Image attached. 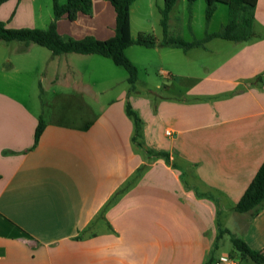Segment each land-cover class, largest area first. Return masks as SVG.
<instances>
[{
    "label": "crops",
    "instance_id": "crops-1",
    "mask_svg": "<svg viewBox=\"0 0 264 264\" xmlns=\"http://www.w3.org/2000/svg\"><path fill=\"white\" fill-rule=\"evenodd\" d=\"M187 3L177 0L169 13L172 36L182 37V27L193 29ZM255 4L253 37L228 40L232 44L220 60H199L201 72L186 78V86L193 81L185 88L173 81L150 87L138 78L133 88L128 82L113 95L107 85L95 91L92 84V90L75 61H93L98 54H65L68 72L58 62L51 75L45 73L64 54L24 68L38 78L42 93L0 65V264H205L229 252H217L223 236L230 237L219 236L221 229L264 256V208L235 222V206L264 162V0ZM163 5L164 0L133 2L134 38L143 33L163 39ZM219 9L199 39L216 32L210 25ZM53 16L52 0L0 5V20L9 28H47ZM115 25L108 0H92L91 15L57 21L61 35L76 39L110 38ZM33 45L22 51V44L16 52L32 56ZM44 82L75 93L69 95L75 109H64L67 118L40 115ZM128 104L141 119L137 140ZM41 116L45 127L36 142Z\"/></svg>",
    "mask_w": 264,
    "mask_h": 264
},
{
    "label": "trees",
    "instance_id": "trees-1",
    "mask_svg": "<svg viewBox=\"0 0 264 264\" xmlns=\"http://www.w3.org/2000/svg\"><path fill=\"white\" fill-rule=\"evenodd\" d=\"M7 0H0V5ZM116 12L115 33L107 39H98L92 35L76 39L71 36H63L57 28V21L62 17H67L75 21L79 14H92V0H66L64 3L60 0L53 2V19L47 28L24 27L9 28L5 22L0 20V39L4 41H22L25 51L30 43H37L51 50L53 55L64 53L98 54L108 57L113 62L124 67L128 71V82L131 88L135 86L138 79V67L127 56L126 49L131 45H143L148 48L161 46H172L182 48L184 51L194 47H205V43L215 37L222 39L243 42L250 40L253 35V26L255 23V0H204L206 3L205 19L209 22L218 5L224 3L228 5L229 17L222 30L213 33H207L202 39L185 40L180 36H172L168 31L169 13L177 0H164L163 7H160V23L163 28V39L157 43L152 34H139L134 38L131 33V5L135 0H108ZM195 0H188L189 14L192 13V7ZM127 114L133 119L135 133L133 140L141 135V119L137 112L133 110L130 104L126 108ZM45 123L42 116L36 129V142L38 141ZM264 208V162L257 173L249 183L244 194L237 202L235 210L240 213H248L250 219L254 218L261 209ZM224 232L230 234V240L235 250L240 252L242 258H249L257 263L264 262V256L258 251L251 249L248 244L240 237L231 233L229 230H222L219 236Z\"/></svg>",
    "mask_w": 264,
    "mask_h": 264
},
{
    "label": "rangeland",
    "instance_id": "rangeland-1",
    "mask_svg": "<svg viewBox=\"0 0 264 264\" xmlns=\"http://www.w3.org/2000/svg\"><path fill=\"white\" fill-rule=\"evenodd\" d=\"M218 6L220 7L219 12L217 13L213 23L210 25L211 29L216 32L222 30L223 26L226 24L225 22L228 21L229 17L228 5L220 3ZM205 9V1L198 0L193 4L192 13L189 14L187 3V17L189 19V24L191 16L193 17L191 20L193 31L191 30L190 25L188 28L182 27L181 35L183 39L191 41L194 39H199L200 37L205 35L204 30L207 24V21L205 19ZM222 11L224 12V14H222ZM158 30H160L159 26ZM158 36L161 37L160 35ZM215 38L216 39H214L211 43L205 45V49H199V47H195L191 50L189 49L186 54H184V50H176L175 52H173V50L168 51L163 49L160 53L153 48H148L143 45H134V48L129 49L126 54L138 67V78L141 82H145L147 85H150V87H155L158 84L164 85L169 81H173L175 82L174 84L177 87L185 88L187 86L189 87V85L193 81L192 79H189L186 86V78H189L191 76H199V72H201V70L199 69V60H220L222 57V53L228 50V47L230 46V44H232V42L229 43L230 41H226L225 39H222L220 37ZM157 43H159L158 40ZM22 44L24 45V42L22 41H4L0 39V61L3 58L7 57V60L5 59L3 63L0 62L1 68L12 70V73L15 76L18 75V77H20V79L22 80L26 78L29 80V83H31L30 81L34 82V84L31 83L32 90L34 92L39 91L42 93L38 78L33 76L31 72L24 73L23 69L32 68V66L35 67V61L37 62L38 60L39 64V61L50 60L53 56L56 55H53L51 50L47 47L34 43L33 55L22 58V55L18 53V51L16 52V49L20 48ZM65 54L67 53H64L63 56L56 58L55 63L49 64L45 73L51 75L56 69H58V62H60V69L64 72H68L69 67L64 65V61L66 60V58H69V55ZM100 61L103 62L100 63ZM10 62H12L14 66L19 68L17 70L21 71L18 72L13 69L10 66ZM75 63H77L81 71L86 70V75L91 81L92 90H94L92 84H94L95 86V91H99L103 87H105V85H107V87L110 86V92L113 95L116 91L128 86V71L124 67L116 65L113 60L108 57L97 55L96 57H93V61H88L86 59L84 62L75 61ZM175 75H177V77ZM47 83L48 82H44V84ZM46 88L47 92L43 97L41 96V99H44V106L43 108H41L43 114L41 112L40 115L48 120L58 119V115L60 117L62 114H64L67 118L70 114L68 112L65 113L64 109H66L67 107H69V109L71 110L75 109V107H72V103L69 101L71 98L69 95L73 96L75 95V93L70 92L69 90L66 91V89H61L65 88V86L63 85H60L57 89H52L47 84ZM55 100H57V106L54 104ZM32 103L35 104L34 98L32 100ZM57 108H59L60 110L55 114L54 112L57 110ZM78 111L79 109H76L75 112L72 113L77 114ZM235 214V222L237 223L246 221L250 218L248 213H245L243 216H241L242 213L236 211ZM221 220H223L222 217ZM223 221L226 222V219H224ZM227 225L231 226V223H228ZM231 228L235 230V232L239 235L237 226H235V224H233ZM223 237L224 238L221 240L217 252L221 253L223 251H230L235 253V249H233L234 247L232 242L230 241V237L228 235H225ZM240 264H253V261L249 258H245L244 260H241Z\"/></svg>",
    "mask_w": 264,
    "mask_h": 264
},
{
    "label": "built area",
    "instance_id": "built-area-1",
    "mask_svg": "<svg viewBox=\"0 0 264 264\" xmlns=\"http://www.w3.org/2000/svg\"><path fill=\"white\" fill-rule=\"evenodd\" d=\"M166 134L170 137H174L175 134L171 130H166ZM242 256L240 252L235 250L233 252H223L219 256L209 259L205 264H240Z\"/></svg>",
    "mask_w": 264,
    "mask_h": 264
}]
</instances>
